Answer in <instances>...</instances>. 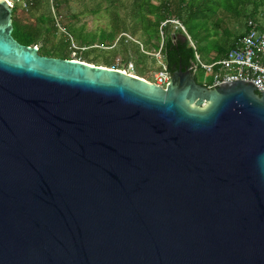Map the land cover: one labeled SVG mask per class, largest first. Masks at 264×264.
<instances>
[{
    "label": "water",
    "instance_id": "obj_1",
    "mask_svg": "<svg viewBox=\"0 0 264 264\" xmlns=\"http://www.w3.org/2000/svg\"><path fill=\"white\" fill-rule=\"evenodd\" d=\"M12 13L0 0V264H264V92L42 57Z\"/></svg>",
    "mask_w": 264,
    "mask_h": 264
},
{
    "label": "trees",
    "instance_id": "obj_2",
    "mask_svg": "<svg viewBox=\"0 0 264 264\" xmlns=\"http://www.w3.org/2000/svg\"><path fill=\"white\" fill-rule=\"evenodd\" d=\"M60 2L28 1L26 12L35 16L33 23L20 20L17 17L19 7L14 6L13 38L23 46L39 47V54L42 56L72 60L69 51L72 37L79 43V48L87 49L78 54L81 62L108 69H117V55L122 56L118 70L130 63L135 67L133 60L138 63L140 59L147 58L150 52H159L163 41L160 54L170 73L172 74L175 66L189 70L195 61V51L185 35L181 30L174 33L170 26L161 30L163 22L170 19L184 24L189 36L194 32L202 34L205 40L213 43V61L225 58L235 48L239 38L246 34V23L249 21H254L264 30V0H98L96 9L92 11L97 14L103 7L106 9L109 17L108 30L98 35H88L82 27L75 29L73 25H69L64 28L66 32L63 33L57 26V18H60V22L62 19L58 11ZM137 38L145 46L142 47L143 52L140 50L141 43L135 40ZM210 38L214 40L211 41ZM98 51L109 56L96 57L93 52ZM196 53L198 54L197 48ZM135 76L144 79L142 76Z\"/></svg>",
    "mask_w": 264,
    "mask_h": 264
},
{
    "label": "built area",
    "instance_id": "obj_3",
    "mask_svg": "<svg viewBox=\"0 0 264 264\" xmlns=\"http://www.w3.org/2000/svg\"><path fill=\"white\" fill-rule=\"evenodd\" d=\"M246 24L247 32L239 38L235 48L229 51L225 58L212 61L211 64H204L201 62L200 56L196 53L195 45L188 37L189 45L195 51V61L191 64L189 71L193 73L194 76L200 70L210 74V76L213 77L211 83L209 85H204L208 89L234 82H244L251 83L260 91L264 92V30L254 21H249ZM182 25L183 24L178 20H168L160 27L162 30L165 26H173L176 30H182L186 34ZM57 26L60 30V18H57ZM63 33L65 32L63 31ZM161 36L163 39L164 35L162 32ZM163 44L162 41L159 52L154 56L158 60L159 70L153 74V82L151 83L165 89L169 85L171 73L160 54ZM85 50L87 49L73 46L70 51H72L73 56H75L79 54L80 51ZM72 60L81 62L76 58H72ZM121 62V59L116 60L118 67L117 69H112L121 71L127 75L135 76L133 72L134 66L131 63L124 65L121 70H118Z\"/></svg>",
    "mask_w": 264,
    "mask_h": 264
},
{
    "label": "rangeland",
    "instance_id": "obj_4",
    "mask_svg": "<svg viewBox=\"0 0 264 264\" xmlns=\"http://www.w3.org/2000/svg\"><path fill=\"white\" fill-rule=\"evenodd\" d=\"M30 0H8V2L11 3L12 6L19 7V10L17 12V17L20 18V20L24 22H30L33 23V19L35 16H33V13L31 14L30 12H26L27 10V2ZM60 6L58 7L59 14L61 15V28L60 32H66L64 28H66L69 25H73L75 29L77 28H83L84 33L88 35H98L102 31L108 30L107 28L109 27V17L106 12V9L103 7L101 9L100 13H93L92 10L94 8L96 9V3L98 0H60ZM9 3V4H10ZM127 4V2L125 1ZM54 11L58 12L55 8L53 9ZM35 15V14H34ZM187 26V25H185ZM173 28L174 33H176V29L173 26H170ZM189 26H187L188 28ZM232 28V27H231ZM186 29V28H185ZM199 29V28H198ZM197 29V30H198ZM62 30V31H61ZM210 30H213L212 27H210ZM80 31V30H79ZM200 31V30H199ZM189 32H187L188 34ZM189 35V34H188ZM191 41L195 44L197 50H198V55L200 56L201 62L204 64H211L213 61L214 57V52H213V43L208 42V40H205L204 36L201 34H195L190 33ZM211 41L214 40V38H210ZM140 45V50L143 52V42L139 38L135 39ZM73 46H80L79 43L76 41V39H72L71 37V45L70 48ZM145 47V46H144ZM39 48V47H37ZM146 48H144L145 50ZM70 51V50H69ZM96 57L99 58H105L106 56H109V54L103 53V52H93ZM149 53V52H148ZM71 58H76L78 59V54L73 56L72 51L70 52ZM157 53L155 52H150L145 59H140L136 63L133 60V63L135 65V74L138 76H142L144 80L148 82H153V74L159 70V64L157 58L155 59V55ZM153 56V57H151ZM117 60L122 59V56L117 55ZM101 64V61L99 62ZM141 73L139 74L138 73ZM134 72V71H133ZM196 77V82L199 85H209L212 80V76L210 74L206 73L205 71H198L195 75Z\"/></svg>",
    "mask_w": 264,
    "mask_h": 264
},
{
    "label": "clouds",
    "instance_id": "obj_5",
    "mask_svg": "<svg viewBox=\"0 0 264 264\" xmlns=\"http://www.w3.org/2000/svg\"><path fill=\"white\" fill-rule=\"evenodd\" d=\"M8 1V0H7ZM8 3H10V2H8ZM10 5V7H14V6H12L11 5V3L9 4ZM170 20H172V19H170ZM164 23V22H163ZM184 25V24H183ZM182 25V26H183ZM184 29H185V27H184ZM177 31V30H176ZM182 31V30H181ZM185 32H186V34L182 31V33L185 35V37L187 38V40H188V37H189V35L187 34V31H186V29H185ZM187 35V36H186ZM190 38V37H189ZM190 40H191V38H190ZM189 41V40H188ZM194 44V43H193ZM164 45V44H163ZM195 45V44H194ZM160 50V49H159ZM189 71V70H188ZM137 77V76H136ZM195 77V76H194ZM140 78V77H139ZM195 79H196V77H195ZM149 83H151V82H149Z\"/></svg>",
    "mask_w": 264,
    "mask_h": 264
},
{
    "label": "flooded vegetation",
    "instance_id": "obj_6",
    "mask_svg": "<svg viewBox=\"0 0 264 264\" xmlns=\"http://www.w3.org/2000/svg\"><path fill=\"white\" fill-rule=\"evenodd\" d=\"M12 22H13V18H12ZM20 44V43H19ZM38 52H39V48H38ZM40 55V54H39ZM40 56H42V55H40ZM42 57H44V56H42Z\"/></svg>",
    "mask_w": 264,
    "mask_h": 264
}]
</instances>
